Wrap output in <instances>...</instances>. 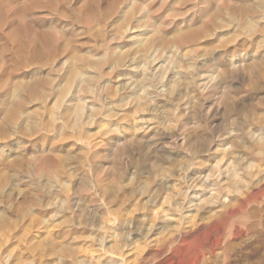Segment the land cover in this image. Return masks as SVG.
<instances>
[{"label":"rangeland","instance_id":"obj_1","mask_svg":"<svg viewBox=\"0 0 264 264\" xmlns=\"http://www.w3.org/2000/svg\"><path fill=\"white\" fill-rule=\"evenodd\" d=\"M204 262L264 264V0H0V264Z\"/></svg>","mask_w":264,"mask_h":264},{"label":"bare ground","instance_id":"obj_2","mask_svg":"<svg viewBox=\"0 0 264 264\" xmlns=\"http://www.w3.org/2000/svg\"><path fill=\"white\" fill-rule=\"evenodd\" d=\"M214 246H216V245H214ZM202 257H203V256H202ZM202 257H201V258H202ZM204 259H205V258H204ZM205 261H206V259H205ZM204 264H208V263L204 262Z\"/></svg>","mask_w":264,"mask_h":264}]
</instances>
